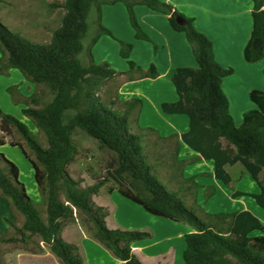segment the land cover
Returning <instances> with one entry per match:
<instances>
[{"label": "trees", "instance_id": "obj_1", "mask_svg": "<svg viewBox=\"0 0 264 264\" xmlns=\"http://www.w3.org/2000/svg\"><path fill=\"white\" fill-rule=\"evenodd\" d=\"M118 2L126 5L139 39H145L146 35L134 12L137 4L169 15L172 28L185 34L197 68L176 70L173 83L178 100L164 103L162 110L165 114L188 117L189 128L181 134V140L213 164L214 177L223 185L230 187L233 182L227 168L242 164L260 192L235 191L233 197L250 196L264 209L261 177L264 172V91L250 93L255 108L247 111L242 125L237 126L222 86L233 69H225L216 61L212 41L195 28L192 18L161 0H64L55 5L63 8L65 14L49 43L32 42L0 21V71L18 69L37 86H46L53 96L50 102L39 107L41 101L35 94L23 110L44 133L47 147L24 122L0 108V131L13 138L19 135L45 180L42 196L46 219L17 180L14 166L0 154L1 195L24 217L23 225L16 228L20 240L25 242L38 237L63 264H86L80 245L63 235L65 225L78 215L88 226L89 236L114 258L125 264H144L133 246L150 239L152 234L109 228L110 209L95 202L111 183L108 194L116 191L148 213L184 223L192 229L185 237V264H264V224L259 218L250 211L205 212L201 217L188 208L179 193L194 192L195 195L199 184L195 177L183 175L186 162L179 159V142L170 143L173 148L170 162H167L172 172L169 179L172 183L179 182L178 189L171 190L155 174L161 162L160 158L151 162V152L147 150L148 130L134 127L143 101H120L117 97L119 84L114 93L103 99L101 93L105 87L122 76L126 81L159 76L154 65L146 71L130 60L133 44L123 41L120 53L128 61V71L119 72L108 63L95 62L94 45L103 35L113 37L103 25L102 8ZM252 4L253 31L245 49V59L256 63L264 57V0H252ZM93 8L98 14L94 21L97 32L86 46ZM174 14L183 17L185 25H180L172 16ZM84 52H87L86 64L81 59ZM79 132L97 141L100 149L112 153L106 163L105 176L97 177L89 187H82L83 181L73 178L69 172L79 155L74 140ZM166 140L161 139V142L168 143ZM196 203L194 200L192 205ZM8 222L14 226L11 220ZM16 240L0 237V244Z\"/></svg>", "mask_w": 264, "mask_h": 264}, {"label": "crops", "instance_id": "obj_2", "mask_svg": "<svg viewBox=\"0 0 264 264\" xmlns=\"http://www.w3.org/2000/svg\"><path fill=\"white\" fill-rule=\"evenodd\" d=\"M161 2L172 5L181 14L192 18L195 28L212 41L216 61L225 69H233V73L223 80L222 86L229 100L235 124L242 125L244 114L255 108L250 99V93L253 90L264 91V57L256 63H249L245 59V49L253 31L252 0H161ZM134 12L144 30L149 28L155 34L156 38L153 39L160 49L155 51V54L145 47L138 48L141 41L135 36L130 15L124 3L118 2L114 5L103 6V25L113 35L119 36L121 41L134 45L131 57L137 66L147 71L154 65L159 76L155 79L144 78L135 81H126L125 76H122L118 78L121 81L116 83V85H120L117 97L122 102L132 99L143 101L141 111L136 116L137 124H134L136 130L140 128L148 130L149 136H154L159 141L168 139L166 141L169 144L174 141L179 142V159L186 162L183 175L186 178L195 177L199 184L196 194L194 195V192L187 194L185 199L191 195L193 201L196 202L219 201L218 196H222V193L226 192L227 195H230L233 192L228 193L223 183L216 180L213 164L203 159L181 140V134L187 132L189 128L188 117L165 114L162 110L164 103H174L178 100L173 83L176 70L197 68L192 47L183 32L175 31L172 28L169 15L154 11L141 4L134 7ZM119 27L125 36L117 32ZM112 42L109 35H103L98 40L92 49L95 62L98 64L108 63L119 72L128 71L126 63L119 56L120 46L112 45V49L109 50L108 47ZM233 107H237L236 110ZM8 147L21 149L26 158L30 160L34 167L37 190L41 195L40 201L43 202L42 189L45 183L44 179L42 181V173L27 152L23 142L8 138L1 140L0 154L14 166L17 180L23 185L27 196L39 209L40 203L36 202L38 198L30 194L28 186L23 183L18 166L11 161L9 152L6 150ZM230 168H227L228 172ZM205 173H208L209 178L203 176ZM251 182L249 179L240 180L235 186V191L259 193L258 185ZM232 194L231 197H233ZM244 197L246 198V196L233 197L236 204L242 202L244 206L236 207L232 212L250 211L264 224V212L260 209L261 207L247 202ZM95 202L97 203L96 198ZM109 203L111 205L109 228L112 229L111 225H114L116 228L148 231L152 234L150 239L138 242L133 246L135 254L144 264H185V237L192 232L188 225L154 216L116 191L109 194ZM215 206L212 205L213 208L209 213L221 212ZM17 213L18 211L13 208L11 202L2 197L0 192V237H4L10 228L14 227L10 226L8 221ZM29 240L31 239H28V242ZM70 240L72 241V238ZM77 244L83 245L81 250L88 258V264H90V255L92 257L98 255L108 262L109 260L113 261V256L89 235L83 234ZM120 263L125 264L121 261Z\"/></svg>", "mask_w": 264, "mask_h": 264}, {"label": "rangeland", "instance_id": "obj_3", "mask_svg": "<svg viewBox=\"0 0 264 264\" xmlns=\"http://www.w3.org/2000/svg\"><path fill=\"white\" fill-rule=\"evenodd\" d=\"M63 1L64 0H0V21L11 31L20 34L22 37L32 42L49 43L51 41L53 31L59 28L61 20L65 14L63 8L56 7L55 5H59ZM97 16V11L95 8H93L90 21L91 29L85 41L86 46L89 45L91 38L97 32V25L94 24ZM141 24L142 23L139 22L141 30L146 34L145 39L137 38V32L133 28L136 38L141 41V44L138 48L145 47L146 49L152 51V54H155V51L159 49L157 43L153 39L156 38L154 36L155 34L152 33L149 28L144 30L143 25ZM118 29L119 30L117 32L120 35L125 36L123 30L120 27ZM119 38V36H111V40L113 42L109 45V50L110 48L112 49V45L116 44L120 46L121 52L122 41ZM119 56L126 63L129 70L128 61L122 58L121 53L119 54ZM81 59L85 64L87 63V52L83 53ZM130 60L133 61V58L130 57ZM1 65L2 64L0 62V66ZM120 81L121 80H118V82H112L108 84L107 87H105V89L101 93L104 100L107 96H109V94H111L112 92L114 93L117 87L116 83H119ZM35 94H37L41 101V105L39 107L44 106L53 98L52 94L46 86H37L34 82L24 76V74L18 69L9 68L3 72L0 71L1 110L4 113L10 114L20 121L24 122L28 126V128L37 135L43 146L47 147L48 144L44 133L40 132L36 128L34 121L31 118L25 116L23 112V110L29 105V99ZM233 108L234 110H236L237 107ZM15 136L16 137L13 138L5 135L2 131H0L1 139L8 138L10 140H19V135L16 134ZM74 140L78 145L79 155L77 156L76 161L69 167V172L73 178L83 181L81 184L82 187L92 186L96 182L95 180L97 177L105 176L106 163L110 159L112 153L108 150L100 149L97 141L87 137L82 132L75 134ZM148 143L149 145L147 150L149 153L151 152V162L154 163L156 161L155 158H160L162 166L158 167V174L155 173L156 176L169 189H178L179 182L176 181L172 183L169 179V175L172 172L167 163L170 162L172 155L171 149L173 148V146L169 143H164L156 140L154 136L148 137ZM6 150L9 152L8 154L11 161L18 166L22 176V181L26 184V186H28L30 194H32L35 198H38L36 202L38 204L40 203L39 209L43 214V217L46 219V207L44 202H42V200L40 201L41 195L37 190L34 167L32 166L30 160L26 158V155L19 148L8 147L6 148ZM162 150L164 151L162 152ZM27 152L29 153L28 149ZM161 155H163L164 157H161ZM38 169L40 173H42V170L40 168ZM14 172L16 175L15 169ZM229 173L233 178V183L230 187L224 185L228 193L235 192V186L240 180L249 179L252 181V184H256L252 177L245 171V168L242 164H237L236 166L231 167L229 169ZM41 175L43 181V173ZM203 176L209 178L208 173H205ZM261 177L264 181V172ZM111 186L112 184L108 183L104 190H102L100 196L96 198L97 203L102 204L109 209H111V205L109 203V194L107 191ZM179 194L184 199L185 205L188 208L194 209L201 217L205 212H211L210 210L213 208L212 205H216L215 208L217 210L226 213H233L232 210L236 207L244 206L242 202H238L239 204H236L233 201V197L230 196L232 193L230 195H227L226 192L222 193V196H218L220 200L216 202H208L207 200H202L201 202H197L194 205H192L193 196L188 195L187 199H185L184 193ZM245 199L247 202L257 205L255 200L250 196H246ZM260 209L264 212V209ZM14 217H11L10 219L13 222L14 227L10 228V231L4 235V238L7 240H17L0 244V258L2 264H63L62 260L54 253H52V251L46 244L40 242V238L35 237L29 240V242L28 240L27 242H22L20 240V236L16 232V228L23 225L24 217L19 212ZM111 227L112 229L116 228L114 225H111ZM83 234L89 235L90 231L88 229V226L81 221L78 215L76 216V219L74 221L67 223L63 229V235H65L69 240L72 238L71 242L77 243L83 236ZM80 247L82 248L83 245H81ZM84 259L85 263L88 264V258L84 256ZM112 259L115 262H113L112 260H109L108 262L106 261V259L104 260L103 257H99L98 255H93V257L92 255H90V264H121L120 260H117L114 257Z\"/></svg>", "mask_w": 264, "mask_h": 264}, {"label": "water", "instance_id": "obj_4", "mask_svg": "<svg viewBox=\"0 0 264 264\" xmlns=\"http://www.w3.org/2000/svg\"><path fill=\"white\" fill-rule=\"evenodd\" d=\"M175 19H176V21L180 24V25H185V20H184V18L183 17H181V16H178V15H172Z\"/></svg>", "mask_w": 264, "mask_h": 264}]
</instances>
